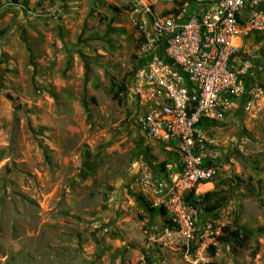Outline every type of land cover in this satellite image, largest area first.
<instances>
[{
    "label": "rangeland",
    "instance_id": "rangeland-1",
    "mask_svg": "<svg viewBox=\"0 0 264 264\" xmlns=\"http://www.w3.org/2000/svg\"><path fill=\"white\" fill-rule=\"evenodd\" d=\"M138 2L192 8L0 0V264H264V33L244 39L245 80L257 92L205 128L217 172L197 195L227 202L197 206V235L184 245L134 187L174 157L141 136L121 90L139 60ZM227 225L252 230L248 245L217 242Z\"/></svg>",
    "mask_w": 264,
    "mask_h": 264
},
{
    "label": "built area",
    "instance_id": "built-area-1",
    "mask_svg": "<svg viewBox=\"0 0 264 264\" xmlns=\"http://www.w3.org/2000/svg\"><path fill=\"white\" fill-rule=\"evenodd\" d=\"M133 23L139 60L127 93L134 125L174 156L164 170L140 173L134 187L151 207L165 209L166 232L188 245L199 211L186 197L217 172L205 165V128L257 92L245 80L252 60L244 39L264 33V0H199L174 13L138 2Z\"/></svg>",
    "mask_w": 264,
    "mask_h": 264
},
{
    "label": "trees",
    "instance_id": "trees-1",
    "mask_svg": "<svg viewBox=\"0 0 264 264\" xmlns=\"http://www.w3.org/2000/svg\"><path fill=\"white\" fill-rule=\"evenodd\" d=\"M26 1V0H23ZM13 2H18V0H13ZM192 8L196 7V3L192 0ZM122 91L127 92V85L126 87L121 88ZM167 161H163L161 163V169H165V164ZM205 165L212 166V163L210 159L205 160ZM202 201L198 197V195L195 193V191H192L188 196L186 197L187 202H189L193 206H202L203 210L206 212H214L220 209L225 205L227 202V196L220 195L216 191L207 192L203 195ZM143 200V199H142ZM206 203V204H205ZM205 204V205H203ZM156 210H159L160 213L163 216H167L165 209L163 208H154ZM170 225H172V222L170 220L167 221ZM254 235V232L248 228H245L243 226H224L222 227L221 234L217 236V242L219 243H228L232 244L235 247H245L248 245L249 241L252 239ZM213 251H216V247L214 245L210 246Z\"/></svg>",
    "mask_w": 264,
    "mask_h": 264
}]
</instances>
